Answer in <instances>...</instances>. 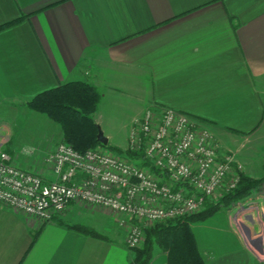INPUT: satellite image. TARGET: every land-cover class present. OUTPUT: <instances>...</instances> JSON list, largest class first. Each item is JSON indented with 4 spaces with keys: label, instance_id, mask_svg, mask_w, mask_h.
<instances>
[{
    "label": "crops",
    "instance_id": "obj_1",
    "mask_svg": "<svg viewBox=\"0 0 264 264\" xmlns=\"http://www.w3.org/2000/svg\"><path fill=\"white\" fill-rule=\"evenodd\" d=\"M17 20L0 30V144L19 168L56 179L44 158L57 146L38 161L13 149L12 130L35 96L81 81L136 93L144 107L129 129L150 106L187 114L262 178L264 0H0V27ZM75 204L43 225L0 204V264H129L123 243L75 229Z\"/></svg>",
    "mask_w": 264,
    "mask_h": 264
},
{
    "label": "built area",
    "instance_id": "obj_2",
    "mask_svg": "<svg viewBox=\"0 0 264 264\" xmlns=\"http://www.w3.org/2000/svg\"><path fill=\"white\" fill-rule=\"evenodd\" d=\"M2 146L0 204L41 225L51 223L73 203L110 211L129 229L130 249L138 247L143 226L129 227V222L153 224L200 214L209 201L219 202L234 191L244 173L235 154L223 152L209 129L163 106H150L132 122L126 151L140 154L138 160L103 147L80 153L61 143L44 158L56 177L50 182L19 168ZM245 204L251 224H256V217L264 224V191L240 204L243 209ZM263 241L264 232L250 237L252 254L264 258Z\"/></svg>",
    "mask_w": 264,
    "mask_h": 264
},
{
    "label": "rangeland",
    "instance_id": "obj_3",
    "mask_svg": "<svg viewBox=\"0 0 264 264\" xmlns=\"http://www.w3.org/2000/svg\"><path fill=\"white\" fill-rule=\"evenodd\" d=\"M99 92L101 95L99 111L94 116L96 120L99 121V126L104 135L115 139L109 142L110 148H118L117 146L125 147L130 132V129L128 128L130 121L133 117L137 116L142 107H144L139 102L140 97L136 93L119 89H111L108 84L104 85V83L101 85V88H99ZM22 121L24 122L23 125L26 127L15 128L12 130L13 136H15V146H13V149L17 148L18 152L21 151L24 155L26 153V156H30L31 154L33 155L35 152L36 154L39 153L37 155L39 156L41 154V157L37 159L39 161L44 158V154L40 152L44 151L43 153H46L53 150L55 146H58L61 143H67L63 139V132L60 126L49 120L44 115L34 113L31 110L25 111V113H23ZM261 133L264 134V128ZM216 139L218 140L217 137ZM221 140L225 142L224 138ZM218 143L223 152L235 154L234 158L237 162L236 164L243 166V174L246 175L244 165L237 161V152L235 153V150L232 149L233 146L229 144L226 146L228 148H224L219 140ZM103 149L108 150L106 147H103ZM261 177L264 178V174ZM250 178L261 179L260 176ZM260 191H264V187L257 190V192ZM253 195L250 197H253ZM248 199L236 202L230 208L223 207L205 221L197 222L192 226L200 252L207 264L215 263L216 260H219L222 257H229L230 255L238 252V250L240 251V254L241 252L250 255L252 254L248 246V240L257 232L263 233L264 224L259 222V217H256L257 222H255L256 224L254 225L251 224V219L247 218V215H250L249 205L245 204L244 209L241 205ZM214 202L219 203L220 201ZM77 205L82 206V211L78 209V211H81V214L79 212H72L71 215H68L70 222L74 223V226L76 227L82 226L92 230L103 239L123 243L131 254L129 259L131 261H133L136 251L145 249L147 231L165 223L158 222L153 224H139L136 219L129 222V227L132 225L143 226V235L138 247L130 249L127 243L129 238V229L120 225V215H116L110 211L95 206ZM176 221L178 220H172L170 222ZM253 255H251V257L254 259L256 264H264L263 256L258 257ZM159 256H165L167 261V254L155 246L153 250V258L149 264H164L165 259H160L158 258Z\"/></svg>",
    "mask_w": 264,
    "mask_h": 264
},
{
    "label": "trees",
    "instance_id": "obj_4",
    "mask_svg": "<svg viewBox=\"0 0 264 264\" xmlns=\"http://www.w3.org/2000/svg\"><path fill=\"white\" fill-rule=\"evenodd\" d=\"M20 20L1 26L0 30ZM100 101L101 95L96 86L76 81L38 94L26 103V107L58 124L63 132V139L76 151L85 153L98 147L105 148L98 141L99 127L94 120ZM106 148L133 160L140 157V154L116 147L110 148V145ZM261 187H264V178L253 179L242 174L239 186L225 195L219 203L209 201L200 214L176 222H165L148 230L145 249L136 251L133 261L130 260L129 264H149L155 246L167 254L166 264H207L200 252L192 226L205 221L223 207L230 208L234 203L248 199ZM75 229L102 239L86 227L77 226Z\"/></svg>",
    "mask_w": 264,
    "mask_h": 264
},
{
    "label": "water",
    "instance_id": "obj_5",
    "mask_svg": "<svg viewBox=\"0 0 264 264\" xmlns=\"http://www.w3.org/2000/svg\"><path fill=\"white\" fill-rule=\"evenodd\" d=\"M98 127H99L98 141L103 146L107 147L109 145V139L104 135V133L102 132L100 126H98Z\"/></svg>",
    "mask_w": 264,
    "mask_h": 264
}]
</instances>
